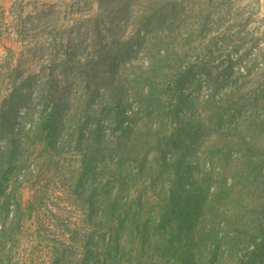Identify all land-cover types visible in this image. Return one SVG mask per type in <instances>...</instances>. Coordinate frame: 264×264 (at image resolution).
Instances as JSON below:
<instances>
[{"label":"trees","instance_id":"16d2710c","mask_svg":"<svg viewBox=\"0 0 264 264\" xmlns=\"http://www.w3.org/2000/svg\"><path fill=\"white\" fill-rule=\"evenodd\" d=\"M119 2L136 15L135 44L121 48L123 63L114 65L107 92L93 93L86 84L83 107L65 103L61 129L65 138L76 119L77 169L56 176L62 167L55 159L68 140L52 141L55 104L30 123L32 138L51 154L53 186L56 177L66 181L72 204L85 214L83 229L63 234L67 243L46 247L45 264H264V150L258 142L264 91L244 95L243 74L222 79L216 71L201 96L202 75L209 79L214 72L206 59L219 46L214 33L204 32L213 23L184 24L174 18L175 8L153 0L139 10L129 0ZM138 54L141 61L134 63ZM106 130L120 135L106 139ZM29 137L22 135L8 167H0V213L8 210L6 182L13 174L12 185L18 180L22 169L14 162ZM197 193L201 205L191 206L185 195ZM7 238L4 227L0 264H21L5 251ZM27 264L40 263L31 258Z\"/></svg>","mask_w":264,"mask_h":264},{"label":"rangeland","instance_id":"374dc122","mask_svg":"<svg viewBox=\"0 0 264 264\" xmlns=\"http://www.w3.org/2000/svg\"><path fill=\"white\" fill-rule=\"evenodd\" d=\"M129 1L131 8L139 10V5L148 0ZM153 1L159 6L169 5L170 12L175 8L174 18L178 21L184 18V24L213 23L204 32L214 33L219 46L206 59L214 72L209 79L202 75L201 96L214 85L216 71L222 72V79L226 74H243L240 78L244 95L258 89L264 91V0ZM120 3L119 0H0V167H8L9 153L20 144L24 133L31 139L23 144L14 162L22 170L13 185L15 174L8 177L5 192L9 197L8 210L0 213V230L4 227L8 230L5 251L9 250L21 264H27L31 258L40 264L47 263L46 247L67 243L63 234L86 226L84 210L72 204L63 184L66 181L56 177L58 185L53 186L54 166L47 171L51 154L45 151L44 144L32 138L34 131L29 127L45 107L50 110L55 104L56 129L52 141L62 142V137L63 141L68 140L61 157L54 158L62 167L56 176L63 178L68 169H77L80 158L75 150L76 119L67 127L65 138L61 129L67 112L65 103L75 110L83 107L86 84H90L93 93L107 92L116 77L114 65L123 63L121 48L127 49L129 40L135 44L132 25L136 15L130 17ZM139 55L133 58L134 63L141 61ZM254 124L249 122L251 126ZM119 133L106 130V139L114 141ZM261 134L258 142L264 150V131ZM39 181L48 190L45 195ZM198 193L189 199L185 195L187 203L201 205L197 202L201 198ZM4 199L0 195V202ZM79 234L82 238L83 230Z\"/></svg>","mask_w":264,"mask_h":264}]
</instances>
